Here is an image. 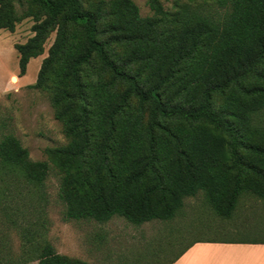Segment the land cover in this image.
Here are the masks:
<instances>
[{"label": "trees", "instance_id": "obj_1", "mask_svg": "<svg viewBox=\"0 0 264 264\" xmlns=\"http://www.w3.org/2000/svg\"><path fill=\"white\" fill-rule=\"evenodd\" d=\"M149 5L154 16L143 18L132 0L93 11L82 0H0V29L35 20L33 36L16 45L22 76L56 32L32 88L53 93L71 138L46 151L60 173L66 221L167 222L200 192L230 218L245 192L264 199V150L253 143L264 135V0L174 13L158 0ZM113 44L123 50L118 59L107 49ZM94 60L98 81L87 88L82 70ZM247 154L259 159L250 165ZM49 173L15 136L1 139V178L42 191ZM41 248L38 264H87Z\"/></svg>", "mask_w": 264, "mask_h": 264}, {"label": "rangeland", "instance_id": "obj_2", "mask_svg": "<svg viewBox=\"0 0 264 264\" xmlns=\"http://www.w3.org/2000/svg\"><path fill=\"white\" fill-rule=\"evenodd\" d=\"M103 1L109 0H82V5L85 10L93 11ZM132 1L139 7L141 17L154 16L150 0ZM158 1L166 11L174 13L185 5L210 9L209 5L217 0ZM16 7L22 12L28 4L24 2V6ZM106 22L107 18L100 22L102 42L109 37L105 32ZM34 24V19L27 18L16 25L15 32L0 29V141L6 135L15 136L29 151L31 160L49 164L50 173L42 191L28 186L26 189L0 176V264H38L44 244L52 245L60 255L87 264H169L195 241L263 236L264 199L247 192L240 197L230 218L220 216L205 193L200 192L186 198L177 216L167 222L153 221L136 227L123 218H114L107 224L66 221L65 204L59 197L60 173L49 162L46 151L67 146L71 138L57 118L53 93L32 88L44 59L49 56L56 32L48 38L43 55L30 61L23 76L16 50V45L26 43L33 36ZM107 49L115 59L122 56V48L115 44L107 45ZM98 72L95 60L83 67L85 87L90 88L98 81ZM253 143L264 150V135L254 137ZM245 156L243 162L250 165L259 159L250 154ZM249 175L252 176L251 171Z\"/></svg>", "mask_w": 264, "mask_h": 264}, {"label": "crops", "instance_id": "obj_3", "mask_svg": "<svg viewBox=\"0 0 264 264\" xmlns=\"http://www.w3.org/2000/svg\"><path fill=\"white\" fill-rule=\"evenodd\" d=\"M263 240H200L174 264H264Z\"/></svg>", "mask_w": 264, "mask_h": 264}]
</instances>
